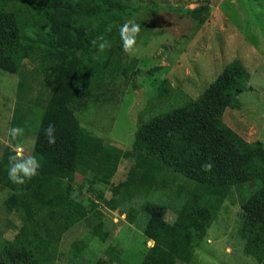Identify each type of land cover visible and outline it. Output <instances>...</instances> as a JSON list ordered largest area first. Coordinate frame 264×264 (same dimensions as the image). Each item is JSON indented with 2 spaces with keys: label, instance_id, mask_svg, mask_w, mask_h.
Returning a JSON list of instances; mask_svg holds the SVG:
<instances>
[{
  "label": "rangeland",
  "instance_id": "1",
  "mask_svg": "<svg viewBox=\"0 0 264 264\" xmlns=\"http://www.w3.org/2000/svg\"><path fill=\"white\" fill-rule=\"evenodd\" d=\"M0 1L20 19L24 35L34 37L38 22L29 10V0ZM122 2L130 7L122 23L134 20L139 24L132 49L122 52V62L134 66V75L107 80L100 89L103 100L87 97L83 104L75 100L74 114L80 125L106 144L130 150L140 124L199 98L227 66L239 61L248 72L250 88L238 95L240 105L225 108L222 120L245 140L260 141L264 150V0ZM38 53L24 57L19 71L0 68V165L8 163L17 145L23 155H32L44 108L54 93L47 64ZM14 126L24 132L12 141L8 130ZM132 164L131 158L123 157L106 185L82 184L83 176L77 172L71 196L86 206L89 218L69 227L64 221L71 202L66 204L46 182L38 183L20 202L0 181V247L26 223L25 233L36 240L38 252L49 255L45 264H92L100 257L111 264H141L154 241L138 223L144 214L140 205L148 200L168 204L166 218L172 221L174 203L185 198L195 181L167 170L162 177L169 180L157 185V191L124 198L122 193H113L112 186L127 179ZM47 189L54 198L45 193ZM100 192L111 205L98 199ZM178 192L182 197L177 198ZM237 193L234 189L224 199L192 260L185 264H264L244 252ZM97 222L109 231L105 241L91 234Z\"/></svg>",
  "mask_w": 264,
  "mask_h": 264
},
{
  "label": "trees",
  "instance_id": "2",
  "mask_svg": "<svg viewBox=\"0 0 264 264\" xmlns=\"http://www.w3.org/2000/svg\"><path fill=\"white\" fill-rule=\"evenodd\" d=\"M29 3L38 23L35 36L28 38L17 15L7 11L0 1V68L19 71L24 57L33 58L39 52V60L47 64L54 93L44 108L31 155L40 162L37 174L24 184H14L7 179L8 163L0 165V181L11 189L12 196L24 201L38 183L46 182L66 204L71 202L64 221L69 227L89 218L86 206L71 196L77 172L83 176L82 184L106 185L120 160L129 157L133 164L127 179L112 186L113 193H122L124 198L157 191V185L164 186L169 180L162 177L167 170L195 181L185 198L178 192L177 198L182 197V201L174 203L176 215L172 221L166 218L168 204L148 200L140 205L144 214L138 223L143 225L146 237L154 241L141 264L191 261L222 202L234 189L241 201L238 232L245 239L244 252L263 261L264 150L260 141L245 140L222 120L225 108L240 105L238 95L250 88L243 65L239 61L231 63L199 98L140 124L132 148L122 151L85 130L74 114V104L75 100L83 104L87 97L103 100L100 89L107 80L112 82L131 72L134 75V66L122 62L124 50L118 31L130 7L122 0ZM113 22L118 28L112 27ZM101 36L110 43L102 52L92 43ZM49 124L55 135V143L51 144L44 135ZM206 164L211 166L206 168ZM45 193L55 197L48 189ZM98 199L111 205L102 192ZM24 226L0 247V264H45L49 260V255L38 252L36 240L25 233L28 228L26 223ZM91 230L104 241L109 234L100 222ZM49 240L54 243L58 239ZM92 264L111 263L100 257Z\"/></svg>",
  "mask_w": 264,
  "mask_h": 264
},
{
  "label": "clouds",
  "instance_id": "3",
  "mask_svg": "<svg viewBox=\"0 0 264 264\" xmlns=\"http://www.w3.org/2000/svg\"><path fill=\"white\" fill-rule=\"evenodd\" d=\"M118 31L123 49L130 51L134 44L136 33L139 31V24L134 20H127L119 26ZM97 40L100 42L97 43ZM97 40H93L92 43L96 45L99 51L102 52L110 47L109 41L104 39V37H98ZM8 131L10 139L15 141L24 132V129L14 126ZM44 135L50 144L55 143L54 127L51 124L44 130ZM210 166V164L205 165L206 168ZM39 167L40 162L38 159L35 156L23 155L21 147L17 145L14 148V154L8 157L7 179L14 184H24L26 180L31 179L37 174Z\"/></svg>",
  "mask_w": 264,
  "mask_h": 264
},
{
  "label": "crops",
  "instance_id": "4",
  "mask_svg": "<svg viewBox=\"0 0 264 264\" xmlns=\"http://www.w3.org/2000/svg\"><path fill=\"white\" fill-rule=\"evenodd\" d=\"M249 63V62H248Z\"/></svg>",
  "mask_w": 264,
  "mask_h": 264
}]
</instances>
